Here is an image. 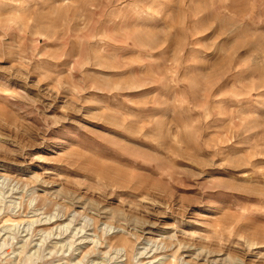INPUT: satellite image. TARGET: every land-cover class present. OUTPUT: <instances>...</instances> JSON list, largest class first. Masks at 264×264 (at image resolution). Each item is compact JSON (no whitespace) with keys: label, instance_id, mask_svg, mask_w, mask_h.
I'll list each match as a JSON object with an SVG mask.
<instances>
[{"label":"rangeland","instance_id":"rangeland-1","mask_svg":"<svg viewBox=\"0 0 264 264\" xmlns=\"http://www.w3.org/2000/svg\"><path fill=\"white\" fill-rule=\"evenodd\" d=\"M0 264H264V0H0Z\"/></svg>","mask_w":264,"mask_h":264},{"label":"bare ground","instance_id":"bare-ground-1","mask_svg":"<svg viewBox=\"0 0 264 264\" xmlns=\"http://www.w3.org/2000/svg\"><path fill=\"white\" fill-rule=\"evenodd\" d=\"M56 221H58V220H56ZM53 222H54V221H53ZM60 234H62V231L60 232ZM60 234H59V235H60ZM77 248H78V247H77ZM151 263H152V262H151Z\"/></svg>","mask_w":264,"mask_h":264}]
</instances>
